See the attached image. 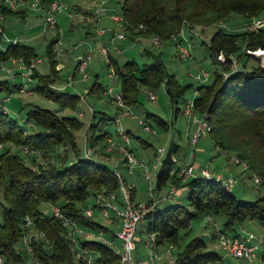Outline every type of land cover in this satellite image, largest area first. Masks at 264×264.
I'll list each match as a JSON object with an SVG mask.
<instances>
[{
    "label": "trees",
    "instance_id": "16d2710c",
    "mask_svg": "<svg viewBox=\"0 0 264 264\" xmlns=\"http://www.w3.org/2000/svg\"><path fill=\"white\" fill-rule=\"evenodd\" d=\"M41 1L48 3L50 0ZM1 11L18 16L23 14L4 5ZM121 12L126 18L125 30L139 36L159 35L166 40L181 29L184 21L212 25L238 13L250 22L264 12V0H122ZM57 38L48 45L51 73L41 74L35 68L31 77L38 79L36 91L57 103L59 110L75 111L81 96L57 85L60 77L53 49ZM207 47L213 63L219 68L215 69L211 83L203 82L197 86L193 112L209 114L210 134L216 148L246 161L249 175L257 174L264 186V64L248 53V50L264 48V27L257 32L228 31L220 27L211 36ZM220 52L225 54L226 63L218 60ZM150 54L152 59L143 64L135 59L120 64L111 54L108 66L113 67L119 78L125 102L129 106L137 105L143 88L156 91L163 84L173 104L182 99L188 102L184 96L193 85L182 84L176 74L168 70L161 54ZM232 56L240 62L235 70L231 64ZM36 57L35 47L23 41L9 43L4 49L0 47V65L6 60L21 59L29 66ZM225 71L229 72L228 76L224 75ZM15 86L9 78H0V92H11ZM105 89L97 79L89 93L101 95ZM181 111L182 108L177 106L175 115ZM97 118L95 110L87 143L99 150L101 145L103 149L104 143H101L109 132L101 128L96 134L95 128L108 124L113 118L106 113ZM145 118L161 128L170 126L168 120L157 113L148 112ZM83 125L75 114L61 115L33 103L21 121L10 111H0V192L6 201L1 202L0 254L5 264H33L22 245L26 216L32 219L35 229L44 233L33 238L36 257L41 264H86L84 255L68 237L62 222L43 210L42 204L59 205L68 217L84 228L112 233L110 227L84 213L87 199L98 193L108 195L119 191L120 182L111 166L82 153L76 131ZM127 132L131 137V130ZM24 145L40 150L41 157L47 162L28 163L21 148ZM180 149V144L171 142L158 173L157 187L162 188L169 181L180 189L186 187L187 202L180 200L163 208L158 205L146 214L143 231L155 235L156 247L165 243L173 248L181 247L182 240L189 235L192 221L202 216H224L221 229L231 237H244L241 226L246 220L253 219L264 225V194L245 199L220 180L190 177L183 182L177 173L171 174L172 156ZM69 150L74 152L73 158H69ZM32 157L36 158V155ZM130 192L131 201L135 202V190L130 188ZM214 238L217 239L215 232L212 234ZM79 246L97 253L99 264L119 262L115 249L101 241L80 238ZM223 258L203 237L195 236L176 253L173 264H219ZM238 259L239 264H247L244 258ZM258 264H264V253Z\"/></svg>",
    "mask_w": 264,
    "mask_h": 264
},
{
    "label": "rangeland",
    "instance_id": "374dc122",
    "mask_svg": "<svg viewBox=\"0 0 264 264\" xmlns=\"http://www.w3.org/2000/svg\"><path fill=\"white\" fill-rule=\"evenodd\" d=\"M35 1L36 0H28L29 3H33ZM63 1L66 5V9L64 8L62 11L57 12L56 17L58 26L55 30L45 29L44 17L43 22L37 21V25L34 27V29L30 30L29 24L22 16L10 13L8 14L9 17H7L6 21L7 14L4 13L5 35H3V40L0 44V47L5 48L9 44L6 38H19L20 41L23 40V42L33 45L37 52L36 59L39 58L41 60L40 62H36L38 71L41 74H49L51 73V57L48 53V45L56 36H60L63 41L61 47L66 52L62 55H56V59L63 62L65 66L58 72V77L63 79L65 84L67 82L68 72L76 71L74 66L77 63L78 57L85 55L89 50H92L93 55L89 61L87 69L89 72V78L84 80L82 75L76 71L75 81H73L74 86L69 87L71 91L81 96L78 109L75 111L71 109L59 110L57 103L38 93L36 91L38 79L25 76L24 74L26 73L27 69L20 68L22 63L20 61L13 62L12 60H6L5 62L1 63V77L3 75L6 76V78L10 79L12 85L16 83V86L11 92L3 91L0 92V95H10V99L7 102L10 114L18 118L20 121L25 117L26 112L31 107L32 103L53 109L61 115L75 114L79 116L84 122V125L81 129L76 131V136L78 146L83 154H85L87 134L89 133V125L92 117V109L97 111V120L102 113H106L110 116V118H113L112 120H109L108 124H103L99 127H96V134H98L102 128L104 131L109 130L113 137H117L118 135V124L114 120L115 114L119 110L116 101L111 96L104 94V91L101 92V95L89 93V89L97 79L105 87H108L111 83L109 72L112 71V66H108V61L105 55L101 52L102 47L108 46L111 48V54H113L114 58L117 59L120 64H123L129 59H135L140 64H143L145 62H149L152 59V55L150 53L161 54L168 70L175 73L182 84L193 85L191 88L187 89L184 96L189 101L197 96L196 88L199 84L203 83L197 78V75L199 73L208 72V76L205 78L204 83H211L214 80L215 69L219 68L218 64L213 63L212 57L207 47V44H209L213 33L220 27L228 31H245L247 30L246 27L249 21V19H247L244 15L232 13L226 21L221 20L212 25H197L195 29L200 33V36H193L189 30L186 29V35L191 41L189 47L192 51L193 57L182 59L179 57L176 44L173 41L166 40L161 44H154L152 36H139L130 31L123 30L120 22H115L109 18L108 21L101 20L102 17L100 19L88 21V14L83 12L87 10L84 0ZM77 6L82 8L83 11L80 12V10L77 9ZM114 6L116 8V12L121 11V4L119 2L115 3ZM35 10L40 11L39 9ZM70 14H72V16ZM260 16L264 17V12ZM101 29H106L107 32L105 34H99L98 31ZM122 31L125 32L126 38H118L112 41L114 32L118 33ZM203 41L206 43L204 44ZM114 44L118 45L122 51H114ZM262 50H264V48H258L256 50H252L251 52L248 51V53L254 55L255 58L260 59L261 63L264 64V53H259ZM4 65L6 66L5 70H9L8 73L4 71ZM115 80H119L116 73ZM116 81L112 84L114 86L113 94L121 92V83ZM155 93L157 94V100H152L148 95V89L143 88L140 94V102L137 105L130 106L135 117L123 116L121 118L122 126L125 129H130L132 133L130 146L133 147L134 152L149 166L147 168L138 166L135 168L133 173H130L122 164L123 162L118 161L119 159H122L121 155L118 153L110 154L109 157L108 155H101L103 153V149H101L102 145L100 148L97 146L99 148V150H97L98 156L94 157L97 160L107 163L114 170L118 169L122 176L126 179L127 185L135 186V202H140L142 204L148 203L152 197L151 192L149 191L148 182L144 177V172L147 169L151 172L152 181L155 184L157 182L158 173L161 169V164H159L158 169H152L153 164L156 162V157L154 154L155 151L164 147L167 152L171 142L174 141L181 145V149L177 154L178 157L184 161L188 160L189 154L194 148L193 143L190 141V137L187 135L189 127L188 123L196 116H199L198 112H193L190 114V116L184 115L182 111L185 108L187 102H184L182 99L178 103L173 104L169 95L167 94L164 84L158 90H156ZM85 96H87V98H85ZM177 106L182 108V111L178 116H176L174 112ZM80 112H82L84 115H81ZM148 112L157 113L168 120L170 124L169 128H161L160 126L153 124L158 134L153 135L152 133L146 131L143 128V125L140 124L139 120L145 119ZM28 129L31 128L28 127ZM144 141L147 143L143 144ZM103 143H105V140L101 144ZM68 154L69 158H73L74 152L72 150H69ZM221 154L222 153L219 154V150L216 148L210 132H207L199 138L198 143L195 146V158L193 159V165L196 167V169L205 166L214 173H219L223 176H226L227 173L223 171V168L229 164V158L231 165L236 170L233 173L234 175H227L235 178L233 191L245 199H254L258 195L264 194V186L262 184L260 185L256 183L254 178L249 175V171L244 169L243 165L237 164L233 160L232 155L227 158V156ZM32 156L33 155H27L28 163L37 165L39 163L47 162V160L41 156H36V158H33ZM240 173H244L243 175H245V177L238 179L237 176ZM165 190L166 189H164L163 192H165ZM187 196L188 189L186 187H182L181 190L178 191L177 200L166 201L161 203L159 206L163 208L170 204H175L178 202V199H180L181 202L186 203ZM94 198L95 196H92L87 199L85 205H94ZM119 198H122L121 192H119ZM1 202L6 203L2 191L0 192V222L3 221ZM41 208L47 213H52L51 207H47L45 204H42ZM95 218L103 223L107 222V219H103L100 216L98 209L95 210ZM224 220L225 217L222 215L214 216L213 220L207 216L194 219L192 221V227L189 235L184 237L181 242V247L175 246L173 248L168 243H165L158 246V250H156L154 249V246H147V244L144 242L145 239L149 238L150 234L147 235L145 233H138L142 239L141 241H138V253L140 257H142L141 259L147 264H153V261L150 259L151 251H153L159 255V261L164 264L167 261V249L169 247L172 248L173 255L175 256L176 253L181 250L190 239L195 236H201L209 243V247L211 249L217 250L223 255L224 258L219 264H239L240 259L233 257L221 248L218 238L212 239V234L214 232L216 233L217 231L215 225L222 226ZM241 232L242 235L247 236L250 232L262 234L264 230L259 228L258 231L253 225H250L248 231L243 230L241 227ZM263 253L264 243L258 249V258H260V255ZM91 257L95 263H98L97 253H91ZM256 263H260V259L257 260Z\"/></svg>",
    "mask_w": 264,
    "mask_h": 264
},
{
    "label": "built area",
    "instance_id": "2783aa9c",
    "mask_svg": "<svg viewBox=\"0 0 264 264\" xmlns=\"http://www.w3.org/2000/svg\"><path fill=\"white\" fill-rule=\"evenodd\" d=\"M105 2V0H102ZM23 2L21 0H2V4L12 10H18L20 5ZM29 5L32 9H39L43 13L44 17V26L46 30H55L57 29L58 22L56 14L59 11H62L64 8L66 9V5L63 0H50L48 3H42L41 0H36L33 3H25ZM72 16V14H70ZM96 16H99V10L97 9L95 12ZM111 20L115 22H120L123 30L126 27V18L124 17L121 11L116 12L115 10L109 14ZM5 16L2 11H0V44L3 40V35H5V25H4ZM222 23V22H221ZM197 24H192L188 21H184L181 29L175 33L170 35L169 39L175 42L178 55L182 59L192 58L193 54L190 49V38L186 35V29L189 30L191 35L200 36V33L195 29ZM262 27H264V17L257 16L254 17L250 22H248L246 29L248 31L257 32ZM107 32L106 29H101L98 31L99 34H105ZM153 37L154 44H161L163 41H166L159 35H151ZM125 39L126 34L124 31L113 34L112 41L115 39ZM9 43L19 42V38H6ZM63 41L60 36H58L57 40L53 44V49L56 52V55H62L66 51L61 47ZM186 43V44H185ZM4 49V48H3ZM113 50L116 52H121L122 49L116 44L113 45ZM252 51V50H248ZM102 54L105 55L108 64L110 63V56L112 53V49L108 46H104L101 48ZM92 50H89L85 55L79 56L77 59V63L75 65L76 71L82 75L84 80L89 78L88 72V64L90 59L92 58ZM219 61L226 63L227 59L223 52H220L217 55ZM17 61L22 62L20 68H26L27 71L25 76L31 77L30 74L33 73V70L36 68V62H40L41 60L38 58L29 66L25 65L21 59ZM232 68L235 70L239 67L240 62L235 57L232 56L231 60ZM64 67L63 62H57L56 68L61 69ZM4 69V68H3ZM225 76L229 75L228 71L224 72ZM109 76L111 77V83L104 90V94L111 96L117 103L119 107L118 112L115 114L114 120L118 124V135L117 137H113L112 134H108L105 138V143L103 147V151L106 154L118 153L123 158L125 166L128 172L133 173L136 167H144L147 168L149 165L139 157L132 147L130 146L131 137L125 128L121 124V118L123 116H131L135 117L133 111L130 106L125 102V99L122 95V92L114 93V86L112 85L115 82V72L112 67V71L109 72ZM208 76V72L199 73L197 78L204 82L205 78ZM1 78V75H0ZM116 82H119L116 81ZM72 85V80L70 76V80L67 83V86ZM198 94V92H197ZM148 95L150 99L157 100V94L153 90L148 89ZM87 98V96H85ZM10 99V95L0 96V111H9V107L7 105L8 100ZM194 109V99H191L187 102L185 106L184 113L188 116L193 113ZM95 109H92V114ZM81 115H84L80 112ZM140 124L143 125V128L152 133L153 135H157L158 132L156 128L153 126V123L150 120L140 119ZM195 123V127L190 135V141L193 143L194 148L192 152L189 154L188 160L182 162L178 155L175 154L172 156L173 167L171 169V174L177 173V177L181 181H186L190 177H203L206 179H216L222 181V183L230 190H233V186L235 184V178L232 176H223L219 173H214L210 171L207 167L202 166L199 169L193 165V159L195 158V146L198 143L199 138L212 130V125L209 121V114L204 112L199 114L193 119ZM23 152L26 155H36L41 156V151L38 149H32L26 145L21 147ZM156 162L153 164L152 169H158L159 164L162 165L163 157L166 154V149L159 148L155 151ZM86 157H95L98 156L97 150L93 147L89 146L86 141V149L85 154ZM233 160L237 164L243 165L245 170L249 171V167L246 161L240 160L237 156L232 155ZM116 174L119 178L120 182V190L117 192H112L108 195L100 193L95 196V204L90 205L87 204L84 207V213L87 216H91L95 218V210L98 209L100 212V216L103 219H117L119 221V226L117 229L113 230L112 233L108 234L104 231H95L92 229H87L82 227L76 220L68 217L60 208L59 205L46 204L52 209V214L56 216L61 222L62 225L67 229V235L72 240V242L79 247L81 254L84 255L86 264H99L95 263L91 257V253L84 248L79 246L80 238L87 240H97L101 241L115 249L116 254L119 257L118 264H147L142 259H139L135 256L134 252L137 249V241H138V229L141 223L145 221L146 214L152 210L154 207L160 205L166 201H175L177 200L178 195V186L169 181L165 192L160 191V188L157 187V183H153L152 174L147 169L144 172V177L148 182L149 191L151 192V199L148 203L142 204L140 202H132L131 201V192L130 187L127 185L125 178L122 176L118 169H115ZM252 177L255 182L258 184H262V179L255 173H252ZM119 192L122 193V198H119ZM178 202L180 200L178 199ZM213 220L212 216H207ZM98 220L97 218H95ZM25 227L26 232L22 237V245L28 251L31 256V262L33 264H41V262L36 257L35 248L33 245V238L37 235H44L43 232L38 231L34 228L32 219L29 216L25 218ZM217 229L216 234L221 248L232 255L235 258H244L247 264H257L256 261L258 258V249L264 243V233L257 234L255 232H250L247 236L244 237H231L226 232L222 231L221 226L215 225ZM120 242H118V241ZM156 242V237L154 234H150L149 238L146 239L147 246H154ZM167 263L173 264L175 261V256L173 255L172 248L169 247L167 249ZM150 259L154 264H162L159 261L160 257L157 253L151 251ZM0 264H5L4 257L0 254Z\"/></svg>",
    "mask_w": 264,
    "mask_h": 264
},
{
    "label": "crops",
    "instance_id": "0c3cea01",
    "mask_svg": "<svg viewBox=\"0 0 264 264\" xmlns=\"http://www.w3.org/2000/svg\"><path fill=\"white\" fill-rule=\"evenodd\" d=\"M23 3L20 5V7H19V9L18 10H20V11H22L23 12V14H22V17L27 21V23L29 24V29L30 30H32V29H34V27L37 25V21H40V22H43V13L41 12V11H34V9H31L30 7H29V5H26L25 3L27 2V3H29L28 2V0H21ZM84 2H85V4H86V6H87V10H85V11H83V9L82 8H80L79 6H77V9H79L80 10V12H86L87 14H88V16H87V20L89 21H93L94 19H100L101 17H102V19L101 20H107L108 21V18L110 19V17H109V14H111L116 8H115V6H114V4L115 3H120L121 4V2H122V0H105V2H103L102 0H84ZM30 4V3H29ZM2 6H3V4H2V0H0V9L2 8ZM99 10V16H96L95 15V12H96V10ZM8 14H10V13H8ZM6 15V21H7V17H9V15ZM30 14H32V15H30ZM7 29V28H6ZM8 30V29H7ZM26 39H28V38H26ZM23 41V40H22ZM12 61L13 62H17V60L16 59H12ZM57 61L59 62V60L57 59ZM4 67V71L5 72H7L8 73V71H6L5 69V65L3 66ZM65 67V66H64ZM63 67V68H64ZM63 68H61V69H58V72L60 71V70H62ZM74 68H75V66H74ZM36 69H37V67H36ZM38 70V69H37ZM75 70V69H74ZM1 74V73H0ZM3 74V73H2ZM25 75V74H24ZM70 76H71V80H72V85L71 86H74V82L73 81H75V76H76V71H70V72H68V76H67V82H66V84H65V82L63 81V79H58V82H57V85H59L62 89H65V88H68L69 89V87H71V86H67V83H68V81L70 80ZM6 76H2V78H5ZM16 84V83H15ZM17 85H19V84H17ZM187 104V103H186ZM183 113H184V111H182ZM181 113V112H180ZM184 115H186L185 113H184ZM191 118V117H190ZM189 127H188V132H187V135L190 137V135H191V133H192V131H193V129H194V126H195V123L193 122V119L191 120V121H189ZM191 125V126H190ZM126 131H129L130 129H125ZM108 132H109V134H111V132L109 131V130H107ZM132 134V133H131ZM149 144V143H148ZM132 149H133V147H132ZM134 150V149H133ZM222 151V150H221ZM220 150H219V154L220 153H222V154H224V156H227V158L230 156V154L229 153H227V152H225V151H222L221 152ZM221 154V155H222ZM101 155H108V157H109V155L110 154H106L104 151H103V153L101 154ZM180 159V158H179ZM181 160V159H180ZM118 161H120V162H123L122 164L125 166V163H124V161H123V158L122 159H119ZM182 162H184V160H181ZM228 162H229V164L228 165H226L225 166V168H223V171L225 172V173H227V175H234L233 173L236 171L235 170V168H233V166L231 165V162L229 161V158H228ZM110 166V165H109ZM126 167V166H125ZM225 169V170H224ZM223 172V173H224ZM244 173H240V174H238V179H241L242 177H245V175H243ZM226 175V176H227ZM235 175H237V174H235ZM126 180V179H125ZM126 183H127V181H126ZM157 183V182H156ZM166 186L167 185H165V186H163L162 188H160V191H161V193L164 191V189H166ZM130 188H133L134 190H135V192H136V188H135V186H129ZM179 190H181L180 188H179ZM178 190V191H179ZM180 200V199H179ZM47 207H49L48 205H46ZM245 223V224H244ZM243 224H242V229L243 230H245V231H248L249 230V226L250 225H253L254 227H255V229H257L258 231H259V228L261 229V230H264V225H262V224H260L258 221H256V220H253V219H251V220H246L245 222H244ZM105 225H107L108 227H110L111 229H112V231L113 230H115V229H117L118 228V226H119V221L117 220V219H110V220H107V222H105L104 223ZM144 225H145V222H143V223H141L140 224V226H139V229H138V233L140 234V233H145V234H147V235H149L148 233H146V232H144L143 231V229H144ZM264 233V232H263ZM138 234V241H141L142 239H141V236ZM138 241H137V249H136V252H135V256L137 257V258H139V259H141L142 257H140V255H139V253H138ZM144 242H145V244H146V239L144 240ZM154 249H156V250H158V247H156L155 245H154ZM154 264V263H153ZM164 264H167V262H165Z\"/></svg>",
    "mask_w": 264,
    "mask_h": 264
},
{
    "label": "bare ground",
    "instance_id": "6f19581e",
    "mask_svg": "<svg viewBox=\"0 0 264 264\" xmlns=\"http://www.w3.org/2000/svg\"><path fill=\"white\" fill-rule=\"evenodd\" d=\"M259 53H264V50L260 51Z\"/></svg>",
    "mask_w": 264,
    "mask_h": 264
}]
</instances>
